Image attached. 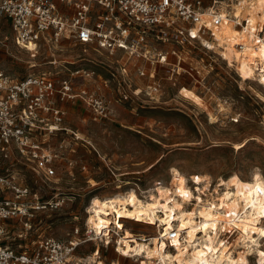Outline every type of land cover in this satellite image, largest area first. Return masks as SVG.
<instances>
[{"label":"rangeland","instance_id":"1","mask_svg":"<svg viewBox=\"0 0 264 264\" xmlns=\"http://www.w3.org/2000/svg\"><path fill=\"white\" fill-rule=\"evenodd\" d=\"M0 33L8 36L0 46V69L22 78L48 70L61 77L69 74L64 66L79 68L83 76H75L73 90L85 89L100 97L107 110L106 116L99 115L79 97L57 101L66 130L51 137L50 149L57 156L49 178L15 154L0 160V174L28 187L24 201L49 203L31 216L6 220L0 244L20 250L45 236L66 241L75 228L79 232L91 228L86 221L93 197L133 190L140 199H148L157 186L173 185L172 168L184 174L195 192L199 185L193 184V174L207 178L209 192L232 174L241 179H250L254 172L264 176V90L257 77L241 81L236 66H229L215 50L199 43L151 39L144 58L122 50L110 54L92 45L67 44L54 54L57 68H53L47 63L52 59L48 50L41 48L32 56L14 44L8 30L1 28ZM172 49L178 53L172 54ZM159 51H169L167 63H158ZM220 104L226 110L221 111ZM2 195L11 197L12 192L5 188ZM129 219L116 217L120 227L146 236L155 233L151 225L157 223ZM91 252L90 241L80 244L74 255ZM253 257L249 264H255ZM142 258L121 256L111 243L101 246L97 260L139 264L147 260Z\"/></svg>","mask_w":264,"mask_h":264},{"label":"built area","instance_id":"2","mask_svg":"<svg viewBox=\"0 0 264 264\" xmlns=\"http://www.w3.org/2000/svg\"><path fill=\"white\" fill-rule=\"evenodd\" d=\"M219 2L0 0V32L1 28L8 30L14 44L32 56L41 48L48 50L52 59L47 63L53 68H57L54 54L67 44L92 45L110 54L122 50L129 55L148 58L151 39L199 43L205 47L202 39L213 40V28L225 21L226 16L217 7ZM7 39L6 34L1 36L0 33V46ZM171 53L178 52L172 49ZM168 54L169 51H159L158 63H167ZM64 69L69 72L66 76L59 77L48 70L29 73L22 78L12 77L0 69V160L15 154L31 162L37 174L49 178L55 172L53 160L57 156L50 149L51 137L57 131L66 130L62 126L64 111L57 106V101L79 97L97 114L107 115L100 97L85 89L73 90L75 76H83L82 70H70L67 66ZM85 74L90 76V72ZM60 147L65 146L60 144ZM4 187L11 190V197L2 195ZM28 194L27 186L18 185L13 176L0 174V235L6 232V220L31 216L34 209L49 204L29 205L23 200ZM106 231L108 237L111 235L109 244L113 243L116 250V237L122 232L116 233L113 223L106 226ZM93 240L100 241L104 247L109 245L105 243L103 231L94 234L88 227L83 232L75 228L73 236L66 241L45 236L20 250L0 244V264H72L75 249ZM171 240L165 239L166 246L174 248Z\"/></svg>","mask_w":264,"mask_h":264},{"label":"bare ground","instance_id":"3","mask_svg":"<svg viewBox=\"0 0 264 264\" xmlns=\"http://www.w3.org/2000/svg\"><path fill=\"white\" fill-rule=\"evenodd\" d=\"M217 7L226 16L225 21L213 28V40L202 39V43L229 66H236L241 81L257 77V84L264 90V0H220ZM223 105H219L221 111L227 108ZM242 145L243 142L236 144V148ZM172 175L171 187L157 186L145 200L133 190L93 197L86 224L95 234L103 231L105 243L109 244L111 235H106V226L113 223L116 233L122 232L116 237L115 251L121 256L147 259L142 258L139 264H249L251 255L255 264H264L263 175L254 172L250 179H241L232 174L221 179L212 192L206 191L209 183L204 175L191 176L193 184L199 185L198 192L177 169L172 168ZM116 217L121 221L131 218L157 223L151 225L155 233L146 236L120 227ZM233 230V238V233H224ZM166 238L172 239L173 250L166 246ZM91 242L93 252L84 257L73 254L72 264H101L97 259L104 244Z\"/></svg>","mask_w":264,"mask_h":264}]
</instances>
